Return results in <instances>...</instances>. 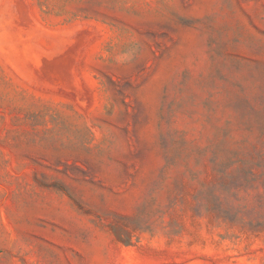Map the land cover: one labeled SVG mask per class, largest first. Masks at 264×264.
I'll return each mask as SVG.
<instances>
[{
	"label": "rangeland",
	"instance_id": "1",
	"mask_svg": "<svg viewBox=\"0 0 264 264\" xmlns=\"http://www.w3.org/2000/svg\"><path fill=\"white\" fill-rule=\"evenodd\" d=\"M0 264H264V0H0Z\"/></svg>",
	"mask_w": 264,
	"mask_h": 264
}]
</instances>
